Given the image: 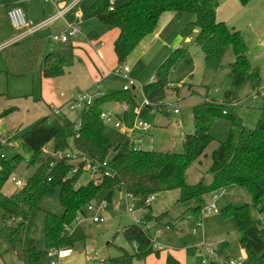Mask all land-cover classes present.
<instances>
[{"label": "trees", "instance_id": "16d2710c", "mask_svg": "<svg viewBox=\"0 0 264 264\" xmlns=\"http://www.w3.org/2000/svg\"><path fill=\"white\" fill-rule=\"evenodd\" d=\"M20 1L0 0V4L9 7ZM250 1L239 0L242 6ZM111 5L110 0H95L91 11L96 19L118 30L113 48L120 66L125 64L142 40L156 30L164 13L185 12L194 14L196 19L184 27L182 34L197 30L196 43L204 52L208 69L221 68L227 50L233 49L235 60L229 65V94L246 81L254 91L261 86L260 68L252 64L248 44L241 32L218 19L219 0H128L118 6L113 4L112 9ZM49 41L53 42L51 37ZM20 43L13 42L3 51L15 46L17 48ZM46 44L44 40L35 39L29 42L26 50L19 47L17 51L18 54L28 53L27 61L39 67L41 76L61 77L65 74V67L73 62V47L62 45L56 51H47ZM188 54L186 49L176 48L160 64L156 71L157 79L143 86V95L150 102L157 104L165 99L170 88L168 83L171 71ZM116 101H126L131 106L137 104L133 91L123 89L96 97L92 105L81 112L80 124L76 127L72 144L68 142L66 128L76 125V120L63 113L54 115L53 107H50V113L37 120L21 137V147L29 152L28 167L35 169L24 185L12 195L5 194L3 186L15 171L21 155L6 158L2 152L5 144L0 142V256L4 252L13 251L22 264H44L42 253L36 250L33 242L27 247L24 245V235L32 210L56 188L59 189L64 212L62 215L46 212L43 237L47 249L54 251L74 245L71 234L73 225L77 217L86 215L87 205L101 191L105 192L104 199L110 202L117 190L144 201L151 194L178 189L179 200L188 202L209 192L238 186L249 193L252 206L260 213L264 212V104L253 129L240 126L235 115L228 110L223 113L225 107L222 105L203 102L194 106V131L184 135L183 152L174 153L135 149L126 134L105 125L100 117L104 105ZM10 111L12 108L5 112ZM158 111L165 112L162 107H158ZM148 115L147 109L141 113L142 118L147 120ZM220 116L230 121L231 129L228 138L219 141L211 154L208 172L212 180L210 183L201 180L191 185L186 181V171L205 154L207 147L215 140L211 127ZM133 118V113L125 116L128 123ZM237 127L239 132L236 136ZM49 144L53 152L44 153L43 148ZM58 152L64 155H55ZM67 153H75L77 159L67 157ZM104 161H107L106 167L102 166ZM94 166L95 175L90 176ZM84 173L90 177L85 183L81 182ZM143 203V223L153 221L161 226L175 227L176 219H172L168 211L155 216L150 205L145 201ZM250 208L247 203L229 204L223 213L233 217L237 223L240 245L246 254L243 264H264V226L252 218ZM188 212L198 219L200 206H192ZM143 223L123 228L132 251L119 248L120 254L105 259L103 264H133L135 259H145L155 252L149 229ZM217 253L225 258V245ZM166 264L182 263L169 254ZM212 264L215 262L212 261Z\"/></svg>", "mask_w": 264, "mask_h": 264}, {"label": "rangeland", "instance_id": "374dc122", "mask_svg": "<svg viewBox=\"0 0 264 264\" xmlns=\"http://www.w3.org/2000/svg\"><path fill=\"white\" fill-rule=\"evenodd\" d=\"M126 1L115 0L114 4L118 6ZM94 2L95 0H80L76 9L66 19H59L47 28L31 34L19 45L26 50L30 41L41 37L46 41V47L50 51H56L62 45L73 47V62L65 67V74L57 79L41 76L39 67H34L27 61L28 53L18 54V46L3 51L22 31H16L11 26L6 6H0V133L3 138L13 143V146L5 144L2 152L8 159L16 154L21 155V160L11 177L25 181L33 173L35 167H28L29 152L21 147V137L37 120L49 114V105L51 107L63 105V109L67 110L66 101L75 92L96 88L99 84L108 93L116 92L121 90L125 83V79L121 77L102 75L109 69L120 66L113 48L118 31L93 16L91 6ZM21 7L26 16L35 23L54 13L52 4L46 1L25 0ZM217 13L229 27L239 30L247 42L249 57L260 68L259 90L264 92V45L260 44L264 26L259 27L257 31L258 25L255 24L260 18L264 24V0H253L244 7L238 0H219ZM195 19L194 14L185 12L162 15L156 30L142 40L125 62L130 67L129 78L136 82L133 93L137 101L141 102L144 98L143 86L157 79L156 71L169 54L176 48H183L189 52L186 58L175 65L169 76V81L179 87V92L174 91L177 88H169L165 97L168 101L178 100L180 114L165 110L164 113L156 111L148 115V120L153 126L145 132L148 135L146 136L148 142L146 141L144 145L146 149L183 152L184 135L194 131L193 107L203 102L226 107L229 113L235 115L240 126L246 128H255L259 120L264 96L258 95L254 98L255 91L248 81L229 94L231 90L229 65L235 60L233 49L227 50L221 68L211 70L206 67L204 52L196 43L197 30L182 34L184 27ZM69 26L78 27L79 31L71 36L67 43L49 42L48 37L65 31ZM8 108H12V111L5 112ZM76 127L72 125L66 128L70 144L73 142ZM230 129L231 123L225 116H220L214 121L211 133L215 140L207 147L205 154L186 171V181L189 184L194 185L201 180L205 183L211 182L212 175L208 172L211 154L219 141L228 138ZM236 131L237 136L239 127ZM47 148L50 153L53 152L51 144ZM11 177L3 186V192L7 195L14 194L20 188L14 184ZM89 179L90 177L84 173L81 182L85 183ZM104 194L105 192L101 191L94 199L95 202L101 203ZM216 195H218L216 208L208 210ZM149 196L152 197L150 209L153 215L158 216L168 211L173 219L182 215L186 219L181 223V229L177 231L153 221L149 222L147 226L155 252L145 259H135L133 264H165L169 254L182 264H203V260L207 262L210 260V255L202 251L208 248L215 251L212 257L215 264H224L225 259L241 263L246 254L240 245L237 223L233 217L223 213V209L229 204H249L252 218L264 226V212L260 213L254 208L249 193L238 186L209 192L188 202L179 200L178 189ZM144 201L140 197L126 196L121 191H115L105 209L98 212L105 221L93 222L94 214L86 212V215L78 221L76 219L73 225L71 234L74 245L61 248V252L58 253L48 250L43 238L46 212L55 215H62L64 212L59 189L56 188L54 192L44 196L32 210L25 230L24 245L27 247L33 242L36 250L42 253L44 264L58 262L61 255L70 251H77L81 258L85 257V262L81 264H90L88 259L90 255L104 259L113 258L120 254L119 248L132 251V245L125 238L123 228L142 222L145 212ZM125 202L132 208L131 212L125 209ZM192 206H200L198 219L188 212ZM198 221L202 223L199 228L196 227ZM223 245L225 258L217 253ZM176 254L180 258H177ZM0 264L22 263L15 252L7 251L0 256Z\"/></svg>", "mask_w": 264, "mask_h": 264}, {"label": "built area", "instance_id": "2783aa9c", "mask_svg": "<svg viewBox=\"0 0 264 264\" xmlns=\"http://www.w3.org/2000/svg\"><path fill=\"white\" fill-rule=\"evenodd\" d=\"M33 1H46L50 2L54 8L53 15L44 18L38 23H35L32 19L28 18L26 16V13L24 9L21 6L15 5L8 9L7 15L9 18V21L11 23V26L18 31H24L25 34L31 35L41 29L47 28L49 25L54 23L55 21L59 19H66L69 12H71L79 3L80 0H72V1H63V0H33ZM115 0H110L111 9L113 8ZM79 31L78 27H71L69 26L68 29L65 31H62L60 33H54L51 35V39L54 43H67L69 41V38L71 36H74ZM130 73V67L126 64H123L119 66L116 69L108 70L105 74L106 76H116L121 77L125 79V83L122 86V89L124 91H133V89L136 87V82L133 79H130L128 74ZM168 86L172 89H174L177 85L174 83L169 82ZM106 92L102 89L101 84L97 86L96 92H91L89 90H81L78 92H75L67 101L66 104L69 107V109L76 114V126H79L80 124V114L81 112L87 107L92 105L93 101L96 99V97L105 95ZM258 95L264 96V92L261 90H256L254 93V98H256ZM61 96H64L61 94ZM178 100H163L159 103H152L147 99L145 96L141 102L137 101V104L135 106H131L126 101H116L115 105L113 107H104L100 117L103 121V123L107 126L113 127L117 129L119 132L126 134L134 144L135 149H144V145L146 144L142 138L135 137V133L139 132H146L149 131L152 128V123L142 118L141 113L144 109H147V112L149 114H153L156 111H158V107H162L167 112L173 113V114H180V109L177 107ZM227 109L224 108L223 113H226ZM62 113L61 106L59 107H53V114L59 115ZM128 113H133L134 118L131 123H128L125 119V116ZM179 122V120H177ZM180 124V123H179ZM0 142L3 144H8L9 146H13V143L9 140H6L1 136L0 133ZM146 149V148H145ZM44 153H50L49 149L47 147L43 148ZM57 156H63L64 154L62 152H58L55 154ZM71 156L73 160L77 159L75 153H67V157ZM102 166H107V161H104L102 163ZM96 167L94 166L93 169H91L90 176H94L96 172ZM76 171V168L74 169ZM108 173V172H106ZM87 174V173H86ZM12 181L17 187H22L24 185L23 180L16 179L15 177H11ZM126 196H129L125 194ZM218 198V195H216L213 198V203H211L208 206V210H212L216 208V200ZM152 202V197H146L145 203L147 205H150ZM107 205V201L104 199L101 203H96L95 200H92L86 207V212H90L94 214L92 220L93 222H104V217L98 215V212L103 211ZM125 209L128 212L132 211L131 207H128L127 203H124ZM83 216L77 217V221L80 220ZM138 223V224H142ZM145 227L148 228V223H143ZM202 223L198 221L196 223V227H201ZM149 229V228H148ZM136 244L134 243V246ZM204 253H208L210 255L209 262L203 260V264L212 263V257L215 254V251L211 248L203 249ZM105 261L104 258H98V256H92L90 258V264H103ZM226 264H243V261L241 263H237L233 260H225ZM51 264H56V262H52Z\"/></svg>", "mask_w": 264, "mask_h": 264}, {"label": "crops", "instance_id": "0c3cea01", "mask_svg": "<svg viewBox=\"0 0 264 264\" xmlns=\"http://www.w3.org/2000/svg\"><path fill=\"white\" fill-rule=\"evenodd\" d=\"M23 1H25V0H22V1H20V2H18L17 4H14V5H11V6H9V7H7L6 6V8H7V12H8V9L9 8H11V7H13V6H15V5H18V6H21V3L23 2ZM128 1V0H127ZM126 1V2H127ZM239 1V0H238ZM253 0H251L250 1V3L252 2ZM240 3V2H239ZM249 3V4H250ZM124 4V3H123ZM248 5V4H247ZM0 6H4V5H2V4H0ZM236 6V5H235ZM238 6V5H237ZM242 6V5H241ZM77 7V6H76ZM76 7L71 11V12H73L75 9H76ZM244 7V6H243ZM54 9V8H53ZM235 10H237V9H235ZM217 11H218V9H217ZM71 12H69L68 13V15L71 13ZM165 14H171V13H164L163 15H165ZM67 15V16H68ZM8 16V15H7ZM172 16V15H171ZM217 16H218V19H220L219 18V15H218V13H217ZM162 17V16H161ZM221 20V19H220ZM224 21V20H223ZM255 24H257L258 25V27H257V31H259V27H263L264 26V24L262 23V19L260 18V19H258L257 21H256V23ZM16 31H18V30H16ZM40 31V30H39ZM118 31V30H117ZM118 33V32H117ZM118 35V34H117ZM261 35H263L262 36V38H260V39H262V40H260V44H262V45H264V33H262ZM31 35H27V34H25V32L24 31H22L21 33H19V34H17V36L10 42V43H8V44H11V43H13V42H16V41H22V40H25V39H27V38H29ZM51 37V36H50ZM49 38V37H48ZM37 40H44V39H42L41 37H38L37 38ZM44 42H46L45 40H44ZM49 42H51V41H49ZM52 43H54V42H52ZM46 50L47 51H50V50H48L47 49V47H46ZM250 58V57H249ZM251 60V59H250ZM251 62H252V64L253 65H256L252 60H251ZM256 66H258V65H256ZM259 67V66H258ZM110 70V69H109ZM261 73V72H260ZM103 76H106L105 75V73H103L102 74ZM107 77V76H106ZM58 78H60V77H58ZM52 79H57V78H52ZM176 88V87H175ZM179 88V87H178ZM177 88V89H178ZM102 89H103V87H102ZM87 90H89V91H91V92H96L97 91V87L96 88H89V89H87ZM104 90V89H103ZM105 91V90H104ZM174 91H177V90H175L174 89ZM106 92V91H105ZM178 92H179V89H178ZM106 93H108V92H106ZM111 93V92H110ZM115 105V102H109V103H107V104H105L104 105V107H113ZM67 106V105H66ZM65 106V107H66ZM50 105H49V109H50ZM68 107V106H67ZM66 107V108H67ZM64 108V106L63 105H61V109H62V113L63 114H65L66 116H68L70 119H72V120H76V114L74 113V112H72L70 109H69V107H68V109L67 110H64L63 109ZM226 108V107H225ZM50 113V112H49ZM72 114V115H71ZM48 115V114H47ZM46 116V115H45ZM146 136H148V135H146V133L145 132H139V133H135V137H137V138H142L143 140H144V142H148V139H147V137ZM170 216V215H169ZM171 217V216H170ZM173 219V218H172ZM186 219V217L184 216V215H182L181 217H179V218H177L176 219V221H175V227L174 228H172V229H174V230H180L181 229V223L183 222V220H185ZM61 250V249H60ZM60 250H57L58 251V253H60L61 251ZM54 252V251H53ZM56 252V251H55ZM119 255V254H118ZM93 255H90L89 256V261H90V258L92 257ZM176 257L177 258H180V256L179 255H177L176 254ZM85 257H80V255L77 253V251H70V252H68V253H65V254H63V255H61L60 257H59V261L58 262H56V264H81V263H84L85 262ZM134 262V261H133ZM135 263V262H134ZM165 264H166V260H165Z\"/></svg>", "mask_w": 264, "mask_h": 264}]
</instances>
